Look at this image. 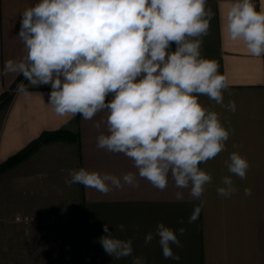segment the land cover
<instances>
[{"label":"clouds","instance_id":"clouds-1","mask_svg":"<svg viewBox=\"0 0 264 264\" xmlns=\"http://www.w3.org/2000/svg\"><path fill=\"white\" fill-rule=\"evenodd\" d=\"M206 3L38 0L21 13L17 38L24 55L5 61L4 71L22 75L35 88L50 86L47 104L57 116L93 120L103 113L92 125L106 129L96 137L98 149L130 158L139 178L157 189L164 190L171 178L177 189H190L189 197L201 200L213 178L200 165L226 150L233 130L225 128L216 111L203 107L199 96L236 110L234 101L224 104L228 77L220 74L216 60L201 55L214 16ZM224 31L251 56H264V8L258 11L253 0H232ZM18 90L30 94L23 83ZM225 166L231 175L222 178L217 194L227 198L238 191L232 176L246 179L250 164L234 151ZM67 176L68 186L105 194L125 185L139 187L134 172L117 176L79 168L69 169ZM244 195H252L251 187ZM175 199L183 200V192L177 191ZM202 207L203 200L188 223L198 219ZM116 230L123 233L125 225ZM185 232L158 223L144 243L157 239L163 257L179 261L172 246L181 247L178 236ZM104 233L98 242L106 254L115 260L133 255L132 238L113 235L107 224ZM131 264H146V258L135 256Z\"/></svg>","mask_w":264,"mask_h":264},{"label":"crops","instance_id":"crops-1","mask_svg":"<svg viewBox=\"0 0 264 264\" xmlns=\"http://www.w3.org/2000/svg\"><path fill=\"white\" fill-rule=\"evenodd\" d=\"M37 2L0 0V164L44 131L64 128L75 139L45 142L0 170V236L10 237L4 246L0 244V264L20 256L33 264H58L63 257L62 264H131L135 256L145 257L146 264H264V56L253 57L242 42L227 39L224 18L232 0L206 3L214 16L201 55L216 60L220 74L228 77L224 104L234 101L236 110L226 111L207 96H199L201 105L216 111L225 128L233 131L226 150L200 165L213 179L192 223L188 219L201 200L190 198V189H177L171 178L164 190L157 189L139 178L130 158L96 147V137L106 129L97 131L92 125L103 113L93 120L57 116L47 104L50 86L35 88L22 75L4 71L5 61L24 55L17 38L21 13ZM253 2L258 11L264 8V0ZM21 83L30 94L18 90ZM234 151L248 160L250 169L244 180L232 176L235 194L221 197L217 188L225 175H231L225 161ZM79 168L117 176L134 172L139 187L125 185L105 194L79 184L68 186L67 171ZM246 187H251V196L244 195ZM177 191L183 192V200L175 199ZM54 211L63 213V221L45 233H40L37 223L26 227L14 221L18 214L36 219ZM181 219L183 224L178 223ZM158 223L186 229L178 236L181 247L172 246L179 261L165 259L157 239L145 245V235L154 233ZM104 224L113 235L133 239L132 256L115 260L105 253L98 242L105 235ZM119 224L125 225L123 233L116 230Z\"/></svg>","mask_w":264,"mask_h":264},{"label":"trees","instance_id":"trees-1","mask_svg":"<svg viewBox=\"0 0 264 264\" xmlns=\"http://www.w3.org/2000/svg\"><path fill=\"white\" fill-rule=\"evenodd\" d=\"M57 139L72 141L75 139V135L74 133L64 128H60L53 131H44L37 138L30 141L25 147H23L17 153L8 157L4 162H2L0 164V170L8 168L18 163L19 161L23 160L41 144Z\"/></svg>","mask_w":264,"mask_h":264},{"label":"built area","instance_id":"built-area-1","mask_svg":"<svg viewBox=\"0 0 264 264\" xmlns=\"http://www.w3.org/2000/svg\"><path fill=\"white\" fill-rule=\"evenodd\" d=\"M63 218L64 215L61 211H54L37 217L36 219L32 216L18 214L14 216V221L26 227L31 226L33 223H37L40 233H45L48 227L59 223Z\"/></svg>","mask_w":264,"mask_h":264},{"label":"rangeland","instance_id":"rangeland-1","mask_svg":"<svg viewBox=\"0 0 264 264\" xmlns=\"http://www.w3.org/2000/svg\"><path fill=\"white\" fill-rule=\"evenodd\" d=\"M63 221V220H62ZM62 221H60L59 223L57 224H61ZM55 224V225H57ZM10 240V237L8 236H0V244L2 246H4L8 241ZM12 241V240H11ZM66 258L63 257L62 259L59 260V263L58 264H62L63 261H65ZM33 262L32 260H30V258H24L23 256L21 257H18V258H15V259H11L10 263L9 264H33L31 263Z\"/></svg>","mask_w":264,"mask_h":264}]
</instances>
